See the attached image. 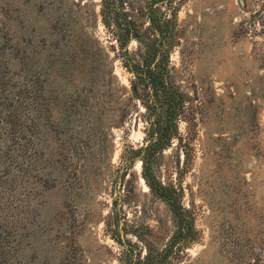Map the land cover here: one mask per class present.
<instances>
[{"label":"rangeland","instance_id":"374dc122","mask_svg":"<svg viewBox=\"0 0 264 264\" xmlns=\"http://www.w3.org/2000/svg\"><path fill=\"white\" fill-rule=\"evenodd\" d=\"M173 1L165 76L181 103L151 162L190 224L170 247L174 215L135 153L142 96L131 95L100 0H0L1 264H126L147 249L164 264H264V67L260 38L238 26L263 0ZM145 2L119 8L139 32Z\"/></svg>","mask_w":264,"mask_h":264},{"label":"trees","instance_id":"16d2710c","mask_svg":"<svg viewBox=\"0 0 264 264\" xmlns=\"http://www.w3.org/2000/svg\"><path fill=\"white\" fill-rule=\"evenodd\" d=\"M124 2L125 0H100V15L105 27L113 25L118 30L112 29L110 32L119 48L122 65L131 75L129 88L132 97L142 96L140 101L144 108V137L142 144L135 149V153L139 155L141 176L148 190L164 200L174 215V233L170 243V247H172L179 241L184 242L190 232V224L184 216L185 210L178 205L176 188L171 184L164 185L155 179L151 162L155 154L169 146L174 134L173 115L181 103L180 98L171 90L166 80V52L168 49L167 46L163 48V39L171 32L176 22L175 2L173 0H146L145 5L139 6L133 16L137 12H145L147 24L143 32L142 30L139 32L140 24L133 17H125L127 15L125 10H121L120 13V5ZM163 3L168 7L164 11H160L159 8ZM247 11L246 17L238 23L239 30L246 36L260 38L254 42L253 47L256 50L259 64L264 67V0L257 9L252 7ZM119 15H121V19ZM132 38L137 41L138 45L136 49L130 50L127 49V46ZM1 85L2 81H0V87H2ZM13 98L17 99L15 94L7 98L11 109L9 110L7 107L2 118L10 127L17 123L16 107L10 103ZM4 102L0 100V105L2 106ZM125 113L126 110L121 108L120 117H123ZM176 139L180 140L177 137ZM126 165L127 161L123 166L124 171ZM181 246L182 244H178L177 250H180ZM1 250L0 247V252ZM127 250L132 251L130 247ZM164 258L165 255L162 253L147 249L143 256H140L139 252L133 253L132 256H129L126 264H164ZM4 262V257L0 256V264Z\"/></svg>","mask_w":264,"mask_h":264}]
</instances>
